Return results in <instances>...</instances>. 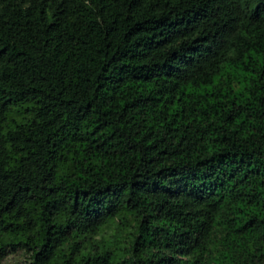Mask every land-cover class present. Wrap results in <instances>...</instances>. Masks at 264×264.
Listing matches in <instances>:
<instances>
[{
  "label": "trees",
  "instance_id": "trees-1",
  "mask_svg": "<svg viewBox=\"0 0 264 264\" xmlns=\"http://www.w3.org/2000/svg\"><path fill=\"white\" fill-rule=\"evenodd\" d=\"M0 264H264V0H0Z\"/></svg>",
  "mask_w": 264,
  "mask_h": 264
},
{
  "label": "rangeland",
  "instance_id": "rangeland-1",
  "mask_svg": "<svg viewBox=\"0 0 264 264\" xmlns=\"http://www.w3.org/2000/svg\"><path fill=\"white\" fill-rule=\"evenodd\" d=\"M239 76L241 78V82H242L241 84H242V86L245 85L246 82H247V80H246L247 74L246 73H243V72H240L239 73Z\"/></svg>",
  "mask_w": 264,
  "mask_h": 264
}]
</instances>
